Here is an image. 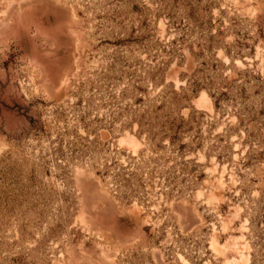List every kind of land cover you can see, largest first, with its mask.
I'll list each match as a JSON object with an SVG mask.
<instances>
[{
    "label": "rangeland",
    "instance_id": "1",
    "mask_svg": "<svg viewBox=\"0 0 264 264\" xmlns=\"http://www.w3.org/2000/svg\"><path fill=\"white\" fill-rule=\"evenodd\" d=\"M0 264H264V0H0Z\"/></svg>",
    "mask_w": 264,
    "mask_h": 264
}]
</instances>
